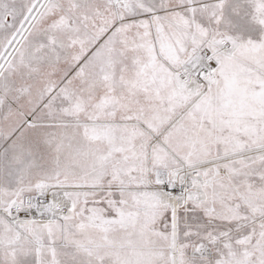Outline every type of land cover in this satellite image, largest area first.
Here are the masks:
<instances>
[{"label": "snow or ice", "instance_id": "obj_1", "mask_svg": "<svg viewBox=\"0 0 264 264\" xmlns=\"http://www.w3.org/2000/svg\"><path fill=\"white\" fill-rule=\"evenodd\" d=\"M0 264H264V0H0Z\"/></svg>", "mask_w": 264, "mask_h": 264}]
</instances>
